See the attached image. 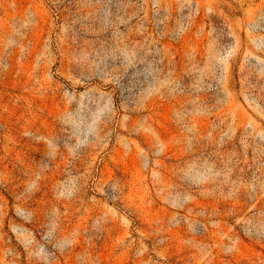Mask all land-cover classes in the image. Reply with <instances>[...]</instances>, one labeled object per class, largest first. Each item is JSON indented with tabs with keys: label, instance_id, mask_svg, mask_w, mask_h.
Masks as SVG:
<instances>
[{
	"label": "rangeland",
	"instance_id": "374dc122",
	"mask_svg": "<svg viewBox=\"0 0 264 264\" xmlns=\"http://www.w3.org/2000/svg\"><path fill=\"white\" fill-rule=\"evenodd\" d=\"M0 264H264V0H0Z\"/></svg>",
	"mask_w": 264,
	"mask_h": 264
}]
</instances>
